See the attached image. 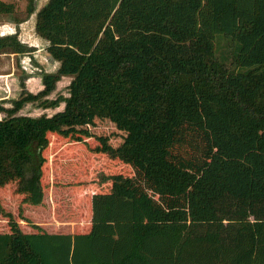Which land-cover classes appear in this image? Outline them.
<instances>
[{
	"label": "trees",
	"instance_id": "1",
	"mask_svg": "<svg viewBox=\"0 0 264 264\" xmlns=\"http://www.w3.org/2000/svg\"><path fill=\"white\" fill-rule=\"evenodd\" d=\"M35 30L59 66L0 105V189L72 224L0 198V264H264V0H47Z\"/></svg>",
	"mask_w": 264,
	"mask_h": 264
},
{
	"label": "crops",
	"instance_id": "2",
	"mask_svg": "<svg viewBox=\"0 0 264 264\" xmlns=\"http://www.w3.org/2000/svg\"><path fill=\"white\" fill-rule=\"evenodd\" d=\"M2 1L11 3V9L6 12H0V36L15 34L23 47L22 50H15L9 46L0 48V105L10 107L12 100L19 96L22 89L32 93L42 89V72L56 71L59 66V60L53 58L48 52V40L35 30L37 11L47 0H33V9L31 11L27 10L26 3L22 11L27 10V14L24 13L23 15H19V13H22L21 8H17V5L13 2ZM62 78L67 80L64 87L68 86L71 76L62 75L56 81L55 87ZM50 93L47 94V97L54 98L55 96L52 97ZM61 103L64 106V101H60L57 106H62ZM25 104L16 113L32 115L31 112H25L23 108ZM63 106L57 110L62 109ZM4 115L5 111L0 109V118ZM70 229L73 230L72 227Z\"/></svg>",
	"mask_w": 264,
	"mask_h": 264
},
{
	"label": "rangeland",
	"instance_id": "3",
	"mask_svg": "<svg viewBox=\"0 0 264 264\" xmlns=\"http://www.w3.org/2000/svg\"><path fill=\"white\" fill-rule=\"evenodd\" d=\"M7 1L13 2L15 5H17V8H21L22 13H19V15H23L24 13H26L27 10H25L24 12L22 10L24 9L23 7L26 6L27 0H7ZM66 81H67L66 78H62V80L57 83L55 89L50 93V95L52 97L58 95L59 93L67 95L68 89L67 87H64ZM61 105L63 106V103H61ZM62 106L59 105L57 107L44 108L43 106H40L38 104V100H35L32 102H27L23 108L25 112H29V113L31 112L32 115H39L41 113L52 114L59 107H62ZM63 155L65 156V152L61 150L60 152L57 153V155H55L54 158H56V160H60L61 159L60 157H63ZM14 185H15V182H12L8 186L0 189V198L2 200V204L7 209L12 210L15 219L20 220L19 217L22 214V212L26 213L25 218L27 220L24 219L25 221L21 220L20 222L25 224L27 229L29 230L37 229V226L33 223L41 224L40 229L44 228V229H49V230H50V223H54L56 225H58L59 223H64L67 226L72 224V222H69V220L67 219L66 213L62 211V208L65 207L66 205L65 200L57 202V205H55V210L53 211V209L51 208V202H50V195H49L50 191H46L44 194L43 202L40 204V207L44 211V215H43L38 209H36L38 207L35 208L34 206L31 207L27 204H22L18 202L17 200L13 201L12 199L13 197L12 198L9 197V195H11V191L13 190ZM27 207L35 210L36 213L38 212V214H40L41 217L40 218L33 217L32 210L31 212L26 211ZM68 230H71V229L68 228Z\"/></svg>",
	"mask_w": 264,
	"mask_h": 264
}]
</instances>
